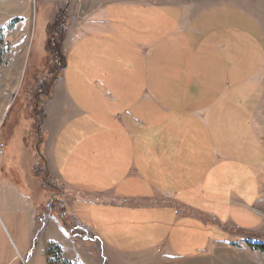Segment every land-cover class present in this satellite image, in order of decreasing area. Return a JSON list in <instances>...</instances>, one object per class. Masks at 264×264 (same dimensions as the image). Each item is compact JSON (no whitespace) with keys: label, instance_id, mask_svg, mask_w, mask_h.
<instances>
[{"label":"rangeland","instance_id":"obj_1","mask_svg":"<svg viewBox=\"0 0 264 264\" xmlns=\"http://www.w3.org/2000/svg\"><path fill=\"white\" fill-rule=\"evenodd\" d=\"M225 1L253 12L232 10L226 32L179 27L184 8ZM94 7L109 26L87 32ZM0 34V183L34 202L29 255L40 243L48 263L54 243L72 264H112L105 241L139 254L131 264H264V80L254 81L264 76V0H0ZM48 40L63 55L59 71ZM54 78L64 113L55 123L70 118L85 138L69 152L82 161L62 174L67 187L49 176L37 138ZM50 217L88 238L63 243ZM19 225L0 201V264L26 259Z\"/></svg>","mask_w":264,"mask_h":264},{"label":"crops","instance_id":"obj_2","mask_svg":"<svg viewBox=\"0 0 264 264\" xmlns=\"http://www.w3.org/2000/svg\"><path fill=\"white\" fill-rule=\"evenodd\" d=\"M235 4L232 5V2H231V5H230L227 1H225V3L215 5L203 12H199V13L194 12L195 14L185 13L187 9L184 8L185 10L180 12L181 14L178 20L179 27L182 30H185L186 32H193V31L200 32V31L206 30L207 27H211V24H214L215 27L224 29L223 32H226L227 31L226 25L233 13L232 10H236L238 12H244V10L248 8V5H246L242 1L235 2ZM171 6H173L174 8H178L176 5H171ZM93 9H95V7L86 10L87 15L86 17L84 16L83 22L81 24L82 26H80L82 30L86 29L87 32H91L93 29L95 30L94 23H98L97 26L108 25L106 24L108 20L103 15V13L99 12L100 10L92 13ZM248 9L252 11L250 8ZM212 18L214 20H212ZM215 23H217V25H215ZM192 26L194 27V29ZM195 28L198 30H196ZM221 34L222 33L218 35L220 36ZM216 36L213 40V43L217 41L221 42L222 41L221 38L216 37ZM218 46H221V45H218ZM259 60L261 64L262 62L264 63V55ZM263 80H264V76L259 77L255 79L254 81L255 83H260ZM53 85L54 86H52V89L50 91L49 101L44 107L45 118L42 123L43 125L42 133L43 134H42V142H41V144L43 145V151L42 150L41 151L43 152L44 159L46 160V163H47L49 176L54 177V178L59 177L58 179L62 181V182L60 181L59 182L62 185H65L63 184L62 174H65V176H67L66 178H68V174L72 173L73 171V168H72L73 165H71V163H78L82 161V159H78L75 162H70L68 159V157L71 156L69 152L80 147L82 143L85 141V138L83 136H77V129L79 127H77L76 124H67V122L71 120L70 118L63 120L62 124L55 123L56 120L63 119L64 113L57 110V108L53 107L54 103L57 100V93L59 91L61 82L59 80H56V82H54ZM82 113L84 112H81L80 114ZM257 119H258V116H257ZM257 122H259V120H257ZM70 126L71 128H69ZM89 128H95V126L93 127L90 126ZM80 129H84V128L80 126ZM61 134L63 135L62 137H60ZM45 137L46 139H48L47 141L46 139L44 140ZM52 138H55V139L52 140ZM56 139L60 140V145L58 146H56L55 144ZM98 140L99 139L96 137L95 141H98ZM59 146H60V150L58 152L59 158H57L56 153H57V148ZM93 156H95V154H93ZM156 161L157 160H155V164L156 166H158ZM144 163H145V166H147L146 159ZM160 164L161 165L163 164V160H161ZM60 171H63V173ZM77 173L78 175L80 173V170L78 168H77ZM3 183H0V201L4 202L12 212L14 213L16 211L19 212V214L22 216V221L24 224V226L19 225L18 236L20 239V249L19 248L17 249L15 246L17 256H21V258L22 257L26 258L25 260H23V264H45L46 262L45 261V251L41 246L42 244L38 243L35 251H33L29 255V245H30V242H32L30 239H31L33 229H34L33 222H35L34 219L36 216V207H34V202L32 198L28 196L26 193H24L23 191H21L20 190L21 187L17 186L15 183H9V182L4 183V184ZM13 198H18L20 207L16 206V202ZM70 200L71 199L68 198L65 201V205L63 207L64 209L66 208ZM50 219L51 220H49V223H51L53 226L56 227L57 231L61 235L63 243L65 242V240H69V236L64 230V228H62L60 221L55 217L54 218L50 217ZM102 244L104 247L105 255L111 260L112 264H131L133 260L132 257L134 256H136L139 259V254L138 255L129 254L128 252L123 251L120 248L121 244L113 245L110 242L106 244L105 241H102ZM36 257H38V262H36ZM16 260H17L16 255H13L11 259L8 260L5 264H16L15 263ZM136 264H140V263L138 262Z\"/></svg>","mask_w":264,"mask_h":264},{"label":"trees","instance_id":"obj_3","mask_svg":"<svg viewBox=\"0 0 264 264\" xmlns=\"http://www.w3.org/2000/svg\"><path fill=\"white\" fill-rule=\"evenodd\" d=\"M62 20V19H61ZM63 20H64V18H63ZM63 22V21H62ZM62 22H60V23H62ZM60 25H62V24H57V26H56V28L57 29H55L54 30V33H52V35L53 34H55V35H53V37H52V39L53 40H55L57 43H60V45H61V42L63 41V37L62 36H59L58 35V33H57V30H58V28H60V27H58V26H60ZM62 27V26H61ZM56 32V33H55ZM49 41V45H51L52 47H53V50H51V51H49V58L50 57H52V58H54L52 61L54 62V63H57V65H58V71L60 70V69H62V67H63V65H64V58H63V55L62 54H60V49H59V46L57 45V43H55L54 44V41L52 42V40H48ZM58 47V48H57ZM5 52H6V46H4V43H3V38H2V35L0 34V65L2 64V61H3V57H4V55H5ZM56 58V59H55ZM56 60V61H55ZM56 80V78H54L53 79V82L51 83V84H49L48 86H47V90H48V92H50L51 91V89H52V86H53V84H54V81ZM49 100V98L47 99V101ZM38 133V132H37ZM38 141H41L42 140V136L38 133ZM39 159H41L42 160V158L41 157H39ZM35 172H37V171H35ZM39 173V174H38ZM36 177L37 176H41L42 175V171H39V172H37V173H35L34 174ZM43 178H44V183H47V181H48V179H49V177L47 176V174L45 173V174H43V176H42ZM46 178V179H45ZM49 185V184H48ZM51 187H53L54 188V186H51ZM61 202H63V200L61 201ZM60 214H63V210L61 211V213ZM37 217H38V215H37ZM36 217V218H37ZM62 220H64L63 218H62ZM63 226H64V230L66 231V233L68 234V236H69V238H71L72 240L74 239V238H76V236L78 235V234H80L79 232H85L84 230L83 231H81L82 229H77L76 227V229L75 228H71V227H69L68 225H66V223H65V221H63ZM76 233H75V232ZM37 235V234H36ZM80 237H81V239L83 240V239H87L88 238V236L86 235V232L84 233V234H80L79 235ZM86 237V238H85ZM32 244L35 246V244H36V236L34 237V239H33V241H32ZM100 253H101V256H103L102 255V249H100ZM53 259H52V258ZM46 258H47V260H48V263L46 262V264H72V263H70L69 261H67V260H65L63 257H62V253H61V250L59 249V247L58 246H56L54 243H50L49 245H48V249H47V251H46ZM102 258H104V257H102ZM105 259V258H104ZM50 261H53V262H50Z\"/></svg>","mask_w":264,"mask_h":264},{"label":"bare ground","instance_id":"obj_4","mask_svg":"<svg viewBox=\"0 0 264 264\" xmlns=\"http://www.w3.org/2000/svg\"><path fill=\"white\" fill-rule=\"evenodd\" d=\"M57 69V68H56Z\"/></svg>","mask_w":264,"mask_h":264}]
</instances>
